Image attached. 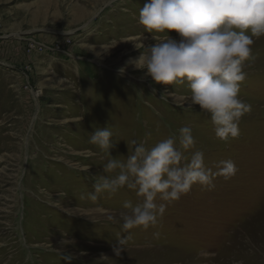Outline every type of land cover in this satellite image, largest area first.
<instances>
[{
    "label": "rangeland",
    "instance_id": "rangeland-1",
    "mask_svg": "<svg viewBox=\"0 0 264 264\" xmlns=\"http://www.w3.org/2000/svg\"><path fill=\"white\" fill-rule=\"evenodd\" d=\"M146 2L0 0V264H264V37L240 86L252 111L224 142L186 84H156L129 63L167 38L139 24ZM105 126L119 160L132 140L151 148L190 127L186 155L203 152L214 187L157 197V224L124 231L119 213L136 192L89 195L112 158L90 143ZM223 160L237 168L229 179L216 175Z\"/></svg>",
    "mask_w": 264,
    "mask_h": 264
},
{
    "label": "clouds",
    "instance_id": "clouds-1",
    "mask_svg": "<svg viewBox=\"0 0 264 264\" xmlns=\"http://www.w3.org/2000/svg\"><path fill=\"white\" fill-rule=\"evenodd\" d=\"M139 24L148 33H163L165 40L144 46L140 55L130 60L156 84L187 85L191 107L210 115L215 136L228 142L240 135L239 123L250 114L252 106L240 99V86L247 77L246 62L252 59V46L264 37V0H147L139 11ZM174 30L180 39L168 32ZM123 69H121L122 72ZM155 91V89L153 90ZM113 132L107 126L90 134V143L109 157L114 147ZM132 154L125 160L108 159L105 175L94 177L93 192L115 193L127 187L139 201L125 202L119 213L122 229L155 226L162 217L166 202L179 200L193 185L211 190L213 174L204 165V154L186 153L195 145L192 129L184 126L178 137L159 141L151 148L146 141H130ZM237 172L231 160L220 161L219 172L229 179ZM110 221L116 217L109 215ZM124 240L113 249L120 256ZM70 261L71 255H62Z\"/></svg>",
    "mask_w": 264,
    "mask_h": 264
},
{
    "label": "bare ground",
    "instance_id": "bare-ground-1",
    "mask_svg": "<svg viewBox=\"0 0 264 264\" xmlns=\"http://www.w3.org/2000/svg\"><path fill=\"white\" fill-rule=\"evenodd\" d=\"M252 251V250H251ZM262 251V252H261ZM260 252L261 253H264V249L262 248V250H261ZM257 255H258V253H257ZM262 255V254H261ZM247 256V255H246ZM253 256V255H252ZM260 257V256H259ZM259 259V258H258ZM246 260V259H245ZM256 259H254V261H255ZM261 260H262V258H261ZM253 261V260H252Z\"/></svg>",
    "mask_w": 264,
    "mask_h": 264
}]
</instances>
